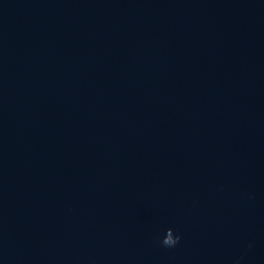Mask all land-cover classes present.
I'll use <instances>...</instances> for the list:
<instances>
[{
  "label": "water",
  "instance_id": "1",
  "mask_svg": "<svg viewBox=\"0 0 264 264\" xmlns=\"http://www.w3.org/2000/svg\"><path fill=\"white\" fill-rule=\"evenodd\" d=\"M0 264H264V0H0Z\"/></svg>",
  "mask_w": 264,
  "mask_h": 264
},
{
  "label": "clouds",
  "instance_id": "2",
  "mask_svg": "<svg viewBox=\"0 0 264 264\" xmlns=\"http://www.w3.org/2000/svg\"><path fill=\"white\" fill-rule=\"evenodd\" d=\"M179 240H180V235L174 234L173 229L169 227L164 230V235L160 240V243L166 247H173L179 242ZM249 246L251 247V245Z\"/></svg>",
  "mask_w": 264,
  "mask_h": 264
}]
</instances>
